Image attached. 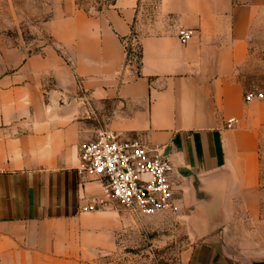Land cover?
I'll return each mask as SVG.
<instances>
[{"label":"crops","instance_id":"obj_1","mask_svg":"<svg viewBox=\"0 0 264 264\" xmlns=\"http://www.w3.org/2000/svg\"><path fill=\"white\" fill-rule=\"evenodd\" d=\"M56 3L38 52L0 35V264H125L136 218L81 212L102 187L79 153L105 131L173 165L181 264H264V99L247 103L243 79L264 0Z\"/></svg>","mask_w":264,"mask_h":264},{"label":"rangeland","instance_id":"obj_2","mask_svg":"<svg viewBox=\"0 0 264 264\" xmlns=\"http://www.w3.org/2000/svg\"><path fill=\"white\" fill-rule=\"evenodd\" d=\"M115 0H76L87 11L98 12L110 6ZM55 0H0V35H5L12 44L38 52L48 37L44 24L55 13ZM249 61L243 79L249 92L264 95V17L251 27L248 39ZM139 49L131 56L139 64ZM136 55V56H135ZM138 55V56H137ZM260 191L264 214V134L260 144ZM126 215L124 210L115 209ZM135 218V217H134ZM136 224L128 226L126 244L120 247L119 257L125 264H181L183 250L188 236L184 225L172 214L135 219Z\"/></svg>","mask_w":264,"mask_h":264},{"label":"built area","instance_id":"obj_3","mask_svg":"<svg viewBox=\"0 0 264 264\" xmlns=\"http://www.w3.org/2000/svg\"><path fill=\"white\" fill-rule=\"evenodd\" d=\"M194 34L192 30L181 29L178 39L187 44ZM255 99L263 100L264 95L256 92L245 95L247 103ZM237 125L234 119L227 122L228 128ZM77 173L102 187V196L87 200L82 213L118 208L141 219L178 210L172 181L174 167L161 150L122 140L114 132H102L82 146Z\"/></svg>","mask_w":264,"mask_h":264},{"label":"trees","instance_id":"obj_4","mask_svg":"<svg viewBox=\"0 0 264 264\" xmlns=\"http://www.w3.org/2000/svg\"><path fill=\"white\" fill-rule=\"evenodd\" d=\"M125 45H126V48H127V52H128V55L131 57L133 56V52L131 50V48L129 47V43L127 41H125ZM136 56V55H135ZM138 56V55H137ZM140 61L141 59V53L139 52V56L137 57Z\"/></svg>","mask_w":264,"mask_h":264}]
</instances>
